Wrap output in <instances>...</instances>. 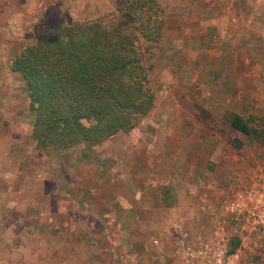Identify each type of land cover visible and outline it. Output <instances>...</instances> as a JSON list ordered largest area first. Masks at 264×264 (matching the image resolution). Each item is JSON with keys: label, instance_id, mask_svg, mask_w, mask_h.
<instances>
[{"label": "rangeland", "instance_id": "1", "mask_svg": "<svg viewBox=\"0 0 264 264\" xmlns=\"http://www.w3.org/2000/svg\"><path fill=\"white\" fill-rule=\"evenodd\" d=\"M125 1L50 0L46 7L58 22L82 21L98 15L110 18ZM136 2L140 0L126 4L136 6ZM152 3L145 24L159 25L160 35L150 73L156 94L146 116L131 130L115 133L85 155L78 146L52 157L34 147L21 162L25 189L39 194L29 197L35 207L29 211L40 220L27 224L34 233L27 237L28 243L41 251L39 263L47 260L55 227L63 234L82 229L88 245L105 242L96 243L89 236L93 231L116 234L117 240L115 224L102 219L104 202L97 198L111 200L118 193L129 198L136 188L140 213L155 219L139 223L141 243L144 235L147 242L142 249L148 251L137 264H180L182 260L206 264L202 255L192 257L182 251L186 244L181 241L189 240L193 246L194 233L202 235L215 260L264 262V145L228 125L233 113L253 115L264 125V0ZM34 152L41 158L36 159ZM187 184L195 185L197 198L204 199L201 214L209 222L193 223L199 212L190 201L193 191L185 189ZM208 184H215V189H207ZM165 189L174 196L172 206L159 205ZM194 205L197 212L192 214ZM120 209L119 218H126L127 208ZM48 215L54 220L46 219ZM184 232L189 233L188 240L182 237ZM5 240L0 243L16 242V238ZM233 246L234 253L228 254ZM42 249L47 252L43 254ZM21 254L8 256L11 262L26 263L31 255L23 254V259Z\"/></svg>", "mask_w": 264, "mask_h": 264}, {"label": "trees", "instance_id": "2", "mask_svg": "<svg viewBox=\"0 0 264 264\" xmlns=\"http://www.w3.org/2000/svg\"><path fill=\"white\" fill-rule=\"evenodd\" d=\"M152 1L135 6L126 0L110 18L82 21L58 22L47 10L36 41L11 62L26 85L36 148L52 157L78 146L85 155L150 111L156 94L150 85L153 48L160 35L159 25L145 24ZM228 125L264 145V125L253 115L233 113Z\"/></svg>", "mask_w": 264, "mask_h": 264}, {"label": "crops", "instance_id": "3", "mask_svg": "<svg viewBox=\"0 0 264 264\" xmlns=\"http://www.w3.org/2000/svg\"><path fill=\"white\" fill-rule=\"evenodd\" d=\"M49 1L0 0V208H4L0 212V239L10 242L16 238L14 245L0 243V264H42L38 261L40 249L30 246L27 240V237L34 236L33 227H28L27 224L40 220L33 218L36 215L29 211L35 208L29 197L34 196L36 192L33 190L30 193L26 190L21 178L24 172L22 166L25 165L21 162L35 147V141L30 135L34 114L29 108L25 82L19 72L11 69V62L26 45L36 41L37 24L44 18L47 4L50 6ZM231 7L233 6H227ZM181 140L189 144L186 136H181ZM34 157L40 159L41 155L34 152ZM174 174L177 175V172ZM194 186L190 184L185 187L193 191L190 201L198 206L199 218L196 220L194 217L196 221L193 223L209 222L203 220L201 208L204 206V199L197 198ZM203 188L205 189V186ZM206 188L215 189V184H208ZM169 193L170 190L163 191L165 196L160 197V206H172L175 203L174 196ZM35 195L39 196L38 193ZM97 199L104 202L101 207L102 219L108 224H115L114 230L119 234L118 239H114L116 234L109 235L105 232L101 235L93 231L89 236L91 235L96 243L101 239L105 242L101 246L88 245L83 240L82 229L73 228L63 234L57 232L58 228L55 227L50 236L51 247L47 250V260L44 259L43 264H137L138 258L148 251V248L142 249L147 242L144 235L141 243L139 223L146 220L153 223L155 219L150 220L140 213L139 189L136 188L129 198L118 193L111 200ZM85 204L87 205V202ZM185 204L189 207V201H185ZM195 205L192 207V214L197 212ZM120 208H127L126 218H119ZM180 216H184V213ZM52 217L48 215L46 219L54 220ZM184 220L181 219L180 222L183 223ZM179 228L184 229L182 226ZM19 251L22 252L23 259L24 255H31L26 263L11 262L8 254ZM47 251L43 250V254ZM180 264H184L183 260Z\"/></svg>", "mask_w": 264, "mask_h": 264}, {"label": "built area", "instance_id": "4", "mask_svg": "<svg viewBox=\"0 0 264 264\" xmlns=\"http://www.w3.org/2000/svg\"><path fill=\"white\" fill-rule=\"evenodd\" d=\"M188 234H189L188 232H184L182 234V237L185 238L186 240H188L189 239V237L187 238ZM181 242L183 244H186L185 245L186 249L184 250V246H183L182 251H186L188 254H191L192 257H194V256L198 257L199 255L200 256L202 255L201 256L202 258L205 257L207 259L206 264H230L229 260H224V259L222 260L221 258H218L215 260L214 253L211 251L212 248H210L209 244L205 242V240L202 238V235L199 233H194V235L192 236L191 242L194 243V244H192L193 246H190L189 240L186 243H184L183 240ZM209 254L213 255L211 260H209L210 259ZM228 254H232V253H228ZM251 264H264V262L257 261L255 263H251Z\"/></svg>", "mask_w": 264, "mask_h": 264}]
</instances>
